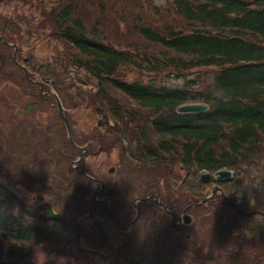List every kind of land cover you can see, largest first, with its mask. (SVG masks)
<instances>
[{"label":"rangeland","instance_id":"obj_1","mask_svg":"<svg viewBox=\"0 0 264 264\" xmlns=\"http://www.w3.org/2000/svg\"><path fill=\"white\" fill-rule=\"evenodd\" d=\"M41 1L30 0L23 3L22 0H0V36L16 46L15 57L23 68L29 70V77L39 81L44 86V92H52L59 98L67 120L76 123L75 137L80 132L78 138H84L83 131L86 128L92 135H95V131L99 132L96 135L103 139L104 149L96 157L89 156L86 163L93 170L100 164H106L107 168L114 166L112 178L124 180L114 182V190L122 188L125 194H128L129 200L125 194L120 195L119 200L123 204L122 210L130 218L134 214L131 207L133 195L137 193L136 196H145L153 190L152 188L159 187L158 182L153 181H158L160 176H163L161 178H164L167 186L166 200L174 195L172 186L184 181L180 187H174L178 191L176 201H189L186 195H195V189L199 188L195 183L200 182L198 175L204 170H196L193 166L182 168L179 164H173L174 162L173 165L161 163L162 165L149 166L148 162L142 159V143L137 137L140 128L137 124L142 126L144 119L138 123V119L133 120L129 119L128 115H122L123 120L116 122L111 117L107 102L97 95V79L69 61L70 57L64 52V46L50 36L49 25L41 26L46 19L45 12L57 1ZM171 1L150 0L152 5L158 8L168 5ZM140 4L144 15L143 23L148 24L149 1L140 0ZM122 5L124 6V3ZM124 24L118 23L117 19L111 23L108 27L109 40L119 46L132 42V48H143L144 45L136 40ZM145 48L150 49L146 46ZM13 52L12 46L5 45L0 40V184L13 192L21 203L22 208L14 207L15 210L46 232L40 243L30 244L26 248L28 258L24 262L238 264L244 257H249L251 262L246 264H253L254 259L263 254L261 228L256 227L257 224H249L246 228L249 239L244 237L240 243L238 236L247 232L244 228H239L241 222L237 225L233 223L232 218L236 215L245 220L246 216L236 214L221 198L203 202L199 212H203L204 216L191 219L190 225L182 231L163 230L159 220L162 215L148 220V216L154 211L150 202L141 208L143 218L137 219L127 231L115 229L112 224H100L96 218L104 212L100 206L91 202V192H84L73 182H65L68 180L65 175L68 158L61 156L60 150L68 151V134L58 114L56 100L45 93V96L39 99L38 86L25 82L23 71L12 62ZM215 71L214 68L165 70L155 75L122 67L118 76L127 81L138 80L144 84L152 82L169 87H180L187 79H191L195 82L193 89L208 90L215 89ZM15 83H24V92L32 93L33 87V93L36 95L20 97ZM110 93L129 110L137 109L133 105L134 100L128 99L132 103L130 104L118 93ZM34 99L37 103L31 107L30 117L15 113L17 108H24L26 101ZM107 122L112 124L107 126ZM95 125L98 127L95 128ZM262 146L264 147L263 144ZM133 163L135 165L130 170L129 167ZM122 166H125L126 170ZM231 180H234L232 183L236 186L229 195H232L233 201L230 200L235 205L247 209L249 204H244V201L252 200L255 208L264 206V148L248 155ZM206 188L208 187L205 186L200 195L203 198ZM224 193L226 196L225 190ZM44 203L51 204L65 217L60 220L47 218L44 208H39V205ZM111 207L117 210L119 204L113 203ZM195 228L199 229L203 237L202 244L191 242L192 236L187 241L183 234L180 235L189 229L193 235ZM239 243L241 246L237 249Z\"/></svg>","mask_w":264,"mask_h":264},{"label":"trees","instance_id":"obj_2","mask_svg":"<svg viewBox=\"0 0 264 264\" xmlns=\"http://www.w3.org/2000/svg\"><path fill=\"white\" fill-rule=\"evenodd\" d=\"M56 1L41 26L49 25L69 61L97 79V95L116 122L122 115L149 122L143 123L145 129L137 124L140 156L149 164L236 171L248 155L264 148V0H172L160 8L148 0V24L140 0ZM116 19L143 48L109 40L108 27ZM12 62L20 64L16 57ZM122 67L155 75L214 68L215 89L195 90L191 79L180 87L127 81L118 76ZM110 92L134 100L137 109L124 107ZM189 101H202L208 109L176 111ZM20 206L0 184V264H28L26 248L46 236L15 210Z\"/></svg>","mask_w":264,"mask_h":264},{"label":"flooded vegetation","instance_id":"obj_3","mask_svg":"<svg viewBox=\"0 0 264 264\" xmlns=\"http://www.w3.org/2000/svg\"><path fill=\"white\" fill-rule=\"evenodd\" d=\"M0 40L3 44H6L3 42V40L7 43H9L7 40H5L3 37L0 36ZM8 45V44H7ZM18 68L23 71L24 73V79H28L30 81H27L25 79V82H29V85L31 84L32 86H38V92L37 95L39 96V99L43 98L45 94H48L52 97L55 98L54 93L52 92H44V86L39 82L36 81L35 79H31L28 77V74L26 72V69L23 68L21 64L18 63ZM23 84H17L15 85L19 89V95L21 96H30V95H36L34 92V88L32 87V90L30 93L24 92ZM45 93V94H44ZM23 94V95H21ZM30 103V108H27V104ZM37 100H31V101H26L24 104V108H17L15 110L16 114L24 115L26 118L30 117V111L31 107L36 105ZM57 107V104H56ZM58 110V109H57ZM58 114L60 115L59 111ZM65 116V115H64ZM62 121H63V116L60 115ZM64 123V122H63ZM68 126H69V136L67 141L68 145V151L64 152L63 150L61 151V156L68 158V168L66 169V176H68V180L65 182H73L75 183V186L78 188L83 189L84 192H91V202L94 203L96 206H100L103 210V214L100 217H97L96 219L100 224H106L108 225H113L115 229H119L121 231H127L130 225L134 224V222L137 219L143 218V213L141 211V208L148 202L152 203L151 209L152 214L148 216V220L158 218V215H162L161 219H159L162 223V228L167 229V230H176V231H182L185 230L186 226L190 225L191 219H200L202 218L203 212H199L200 208L203 205V202L206 203V201H202L203 197H201V193L203 192L204 187L206 188V194L204 197L208 194H210L209 199L207 202H212V200H220V198L224 201L227 202L232 209L236 212V214H240L243 216H246L245 220H242V218L237 217L236 215H233L232 220L234 221L233 223L241 222L242 225L239 226V228H244L247 232V234H243V232L238 236V239H240V243L242 242L241 240L246 237L248 238V230L246 229L247 226L251 223L257 224L256 227L261 228L260 231H262V246L264 248V206L261 205L259 208H255L252 205V200L248 202L247 200L244 201L245 203H248L249 206H247V209H242L240 206L235 205L233 200L231 199L232 195H229V201L225 200L222 198L220 195L221 193L219 192V188L223 191H226V193H232L234 191V180H220V181H214L213 179H209L208 181H201L196 182V185H199V188L195 189V195H186V198L190 199L189 201H185V199L180 200L179 202L176 201L177 196H178V191L174 187H180L183 182H180L176 184L175 186H172L171 190L173 189L174 195L169 199L166 200L167 197V186L165 185L164 178H161L163 176H160L158 178V181H153V182H158L159 187L157 186L156 189L152 188L153 190L145 195V196H136L138 195L137 193L133 195L131 199V207L132 210H134L133 216L130 218L127 214L124 213L122 210L123 204L119 200V196L122 194H125L124 189H115L114 190V182H124V180H121L119 178H112L113 172L115 171L114 166H110L107 168L106 164L105 166H102V164L98 165L95 170L91 168L90 165L86 163V159L89 156L96 157L98 156L99 153H101L104 149V141L101 137L97 136L96 134L99 133L98 131H95L94 134L92 135L91 133L87 132V128L83 131L84 133V138L79 139L78 136L80 132L77 130V137H75L74 133L76 134V123H70V121L67 120ZM65 125V124H64ZM98 125V124H96ZM94 126L97 128L98 126ZM107 126H109L108 122L106 123ZM74 130V132H73ZM88 136H87V135ZM101 135V134H99ZM131 160V158H130ZM134 161V160H133ZM149 164V163H148ZM135 164L133 163L130 168L132 170L133 166ZM157 166L155 164H149V166ZM120 166V164H119ZM182 168H187L186 166L179 165ZM124 170H126L125 166H122ZM99 170H102L100 172ZM131 172V171H130ZM109 176V178H106ZM144 181V180H143ZM145 182V181H144ZM195 187L193 186V189ZM188 189V187L186 188ZM214 189V190H213ZM213 190V191H212ZM83 192V193H84ZM128 196V194H125ZM232 201H231V200ZM129 200V196H128ZM113 203H118L119 207L117 210L113 209L111 206ZM44 204H40L39 208H44ZM238 204V203H237ZM52 208L55 210V208L52 206ZM258 210V212L254 211ZM56 211V210H55ZM138 211V213H137ZM245 212V213H244ZM148 215V214H147ZM48 218V217H47ZM146 219V220H147ZM96 222V220H94ZM147 222V221H146ZM255 222V223H254ZM199 225V224H198ZM111 228V227H110ZM179 228V229H177ZM184 235L185 239L188 241V239L192 236L191 242L195 241L197 244H202V235L199 232L198 228L194 229L193 235L191 234V230L189 229L188 232H181L180 235ZM190 234V235H189ZM171 237V235L169 236ZM249 239V238H248ZM260 240V239H259ZM185 240H182L184 242ZM261 241V240H260ZM237 244V249L241 244ZM261 243V242H260ZM240 249V248H239ZM252 249V248H251ZM241 261L248 262L250 263L251 260L248 257H244ZM264 261V252L263 254L258 255L257 258L254 259L253 264H259L260 262L262 263Z\"/></svg>","mask_w":264,"mask_h":264},{"label":"water","instance_id":"obj_4","mask_svg":"<svg viewBox=\"0 0 264 264\" xmlns=\"http://www.w3.org/2000/svg\"><path fill=\"white\" fill-rule=\"evenodd\" d=\"M3 42L8 44V45H12L10 43L5 42L4 40H3ZM15 49H16V47H15V45H13L14 52H15ZM13 58H14V54H13ZM56 100H57L58 111H59L60 115L63 116V121L65 123L67 134L69 136V127H68L66 117L63 115V107L61 106L60 101L58 99H56ZM27 108H30V103L27 104ZM207 108H208V105L206 103L189 102V103L180 104L176 108V111L179 113H197L198 114V113L204 112L205 110H207ZM232 175H233V172L231 170H227V169H218V170L213 171L212 173H210V172H204L203 173V171H201L199 173L200 179H202L204 181H207L211 177H213L215 180L230 179L232 177ZM218 190L221 192L220 189H218ZM208 198H209V195L206 196L202 201H206ZM44 207H45V210L47 212V215H50L56 219H60L63 217L62 214H59L57 212L55 213L49 203H46ZM137 213H138V211H137Z\"/></svg>","mask_w":264,"mask_h":264}]
</instances>
